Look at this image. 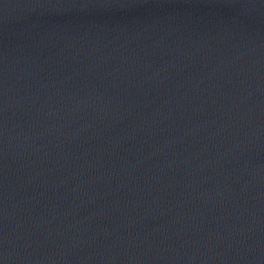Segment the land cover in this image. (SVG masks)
Instances as JSON below:
<instances>
[{
    "label": "water",
    "instance_id": "water-1",
    "mask_svg": "<svg viewBox=\"0 0 264 264\" xmlns=\"http://www.w3.org/2000/svg\"><path fill=\"white\" fill-rule=\"evenodd\" d=\"M0 264H264V0H0Z\"/></svg>",
    "mask_w": 264,
    "mask_h": 264
}]
</instances>
